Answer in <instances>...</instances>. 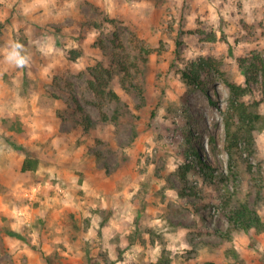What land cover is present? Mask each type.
<instances>
[{"label":"rangeland","instance_id":"rangeland-1","mask_svg":"<svg viewBox=\"0 0 264 264\" xmlns=\"http://www.w3.org/2000/svg\"><path fill=\"white\" fill-rule=\"evenodd\" d=\"M256 56L264 0H0V264H264Z\"/></svg>","mask_w":264,"mask_h":264},{"label":"trees","instance_id":"trees-1","mask_svg":"<svg viewBox=\"0 0 264 264\" xmlns=\"http://www.w3.org/2000/svg\"><path fill=\"white\" fill-rule=\"evenodd\" d=\"M256 58L259 61V63L252 62L251 65H249L247 69H245L248 87H245L244 91L250 89L251 82H255V83L258 82V73L260 72V70L263 71L264 69L263 59L260 56H256ZM204 63L205 62L202 60L192 61L182 70V76L184 81L187 83V85L192 87L194 86L199 87L201 85L203 86V81L201 79V69L204 68ZM117 64L125 67V63L124 61H122L121 57L117 60ZM105 71L109 72V70L107 69H105ZM251 76H253V80H250ZM94 77L96 80H99V84L96 85L93 81L92 82L93 89L97 93L103 95L106 89L99 87V86H105L106 84L102 82V79L104 78L103 72L102 71H99L98 73L96 72L94 74ZM230 87L233 90V93L238 92L241 89V87L233 83L230 84ZM237 106L239 108L240 115L243 116V119L248 118L250 122H254V120L258 118V115H256L254 112L252 111L247 112V109L244 108L242 104H239ZM83 120L85 121V123L91 122L90 118L88 117L83 118L82 116L81 121ZM16 121L17 122L15 123L16 124L15 128L17 129V131L23 132V130L28 128L22 125L20 121L18 120ZM36 165H37L36 159L27 157L23 162L22 169L23 170L34 169ZM228 218L232 224L236 225L237 227H241L245 230H248L251 227H256L257 229H264V222L260 218L259 214L256 212V210L249 207L247 203L244 204L242 203L238 207H235L232 211H229ZM11 234L17 235V233L15 232H11Z\"/></svg>","mask_w":264,"mask_h":264},{"label":"clouds","instance_id":"clouds-1","mask_svg":"<svg viewBox=\"0 0 264 264\" xmlns=\"http://www.w3.org/2000/svg\"><path fill=\"white\" fill-rule=\"evenodd\" d=\"M17 47H19V46H17ZM11 56H12V58H16V62H17L18 64L23 65V64L26 62L25 59H24V57L20 56L19 52H15V51H14V52L11 54Z\"/></svg>","mask_w":264,"mask_h":264}]
</instances>
